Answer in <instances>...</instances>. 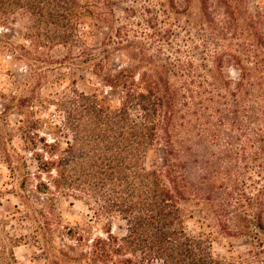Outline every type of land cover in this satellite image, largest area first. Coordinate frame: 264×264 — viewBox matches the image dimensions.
Listing matches in <instances>:
<instances>
[{
	"label": "trees",
	"instance_id": "trees-1",
	"mask_svg": "<svg viewBox=\"0 0 264 264\" xmlns=\"http://www.w3.org/2000/svg\"><path fill=\"white\" fill-rule=\"evenodd\" d=\"M17 1L26 2L0 0V25L16 16ZM47 1L44 13L43 1L24 5L25 11L38 10L39 20L26 32L36 49L62 46L72 52L93 28L102 29L112 50L128 61L107 69L100 54L88 56V66L119 93L120 103L113 108L95 97L76 106L75 117L67 113L64 131L72 134L67 150L57 151L59 140L45 143L46 159L23 137L54 189L88 206L94 227L106 236L89 238L81 251L66 244L47 249L51 264H243L239 257L216 253L213 243L264 244V16L242 17L238 0H200L193 19L190 0H146L151 31L144 39L115 43V0ZM182 2L188 6L182 8ZM235 40L243 43L232 48ZM231 65L236 81L227 76ZM14 108L7 104L0 113L5 126ZM227 128L240 131L241 149H233L229 134V155H209L211 148L223 153ZM4 138L0 157L11 163L2 144L13 138ZM156 147L164 151V164L151 168L147 158ZM238 162H244L242 171ZM195 219L207 223L193 232L188 221ZM115 222L124 223L123 235L114 233Z\"/></svg>",
	"mask_w": 264,
	"mask_h": 264
},
{
	"label": "rangeland",
	"instance_id": "rangeland-1",
	"mask_svg": "<svg viewBox=\"0 0 264 264\" xmlns=\"http://www.w3.org/2000/svg\"><path fill=\"white\" fill-rule=\"evenodd\" d=\"M27 1H17L16 16L9 17L6 24L0 25V113L7 104L15 106L5 117L6 126L0 122V136L5 137L4 140L8 136L13 138L11 144H2L10 152L11 163L0 157V264H51L52 261L46 256L47 249L66 244L81 251L87 248L89 238L106 237L101 228L94 227L88 206L72 197H63L54 189L49 176L39 168L32 156L33 152L27 149L23 137L27 134V138L36 144V151L46 159L49 156L42 151L45 143L59 140L61 146L57 151L61 153L67 150L66 142L72 140V134L64 131L65 118L69 113L72 118L75 117L76 106L89 105L95 97L113 108L120 103L119 93L104 86L93 73L92 67L88 66V56L100 54L99 59L103 60L107 69H120L128 64L122 52L112 50L115 46L107 40L109 33L102 29L93 28L92 33L83 38L82 48L72 52L62 46L36 49L26 32L28 27L39 20L38 10L27 8L28 12L25 11ZM38 1H43L40 7L41 13H44L48 1ZM145 1L115 0L117 31L113 42L124 43L127 38L144 39L151 31L147 21L152 11H144V8L151 5ZM238 1L242 17L244 12L251 16H264V0ZM151 4L154 5V1ZM189 5V12L196 19L200 0H190ZM186 6L187 2L181 3L182 8ZM103 42L110 49L108 56L103 54ZM242 43L235 40L231 47L238 48ZM227 76L237 80L234 66L227 68ZM20 128L22 131H19ZM229 134L234 137L233 149H241L244 141L240 131L232 133L227 128L223 131L221 141L223 153H217L218 147L211 148L209 155L215 154L216 158L229 155V147H226L230 141V137H227ZM245 155H251L248 149ZM214 157L211 159L214 160ZM238 163V170L242 171L244 162ZM163 164L164 151L156 147L147 158V166L162 167ZM249 166L254 169L252 165ZM251 180V177L248 178V185L252 184ZM44 185L50 187L52 194L46 193ZM251 196L252 193H249L248 198ZM205 223L200 219L188 221L193 232L200 231ZM69 231L74 237L68 235ZM113 231L123 235L124 223L115 222ZM213 250L218 254L239 257L243 264H264V244L260 242L251 245L242 239H220L213 243ZM135 263L138 264V261L131 264Z\"/></svg>",
	"mask_w": 264,
	"mask_h": 264
}]
</instances>
